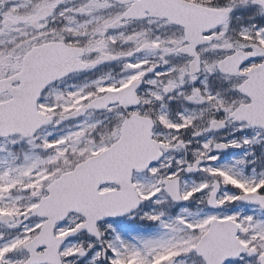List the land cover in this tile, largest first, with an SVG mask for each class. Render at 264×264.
I'll return each instance as SVG.
<instances>
[{"label": "snow or ice", "instance_id": "snow-or-ice-1", "mask_svg": "<svg viewBox=\"0 0 264 264\" xmlns=\"http://www.w3.org/2000/svg\"><path fill=\"white\" fill-rule=\"evenodd\" d=\"M0 264H264V0H0Z\"/></svg>", "mask_w": 264, "mask_h": 264}]
</instances>
